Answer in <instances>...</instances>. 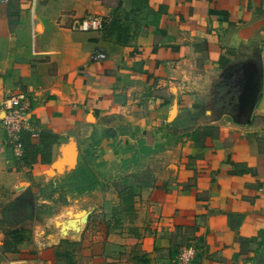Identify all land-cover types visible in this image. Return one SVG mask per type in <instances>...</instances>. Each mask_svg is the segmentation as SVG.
<instances>
[{"label": "crops", "instance_id": "obj_1", "mask_svg": "<svg viewBox=\"0 0 264 264\" xmlns=\"http://www.w3.org/2000/svg\"><path fill=\"white\" fill-rule=\"evenodd\" d=\"M19 96L55 140L26 166L0 122V264H264V0L0 3V115ZM82 159L99 184L41 219Z\"/></svg>", "mask_w": 264, "mask_h": 264}, {"label": "built area", "instance_id": "obj_2", "mask_svg": "<svg viewBox=\"0 0 264 264\" xmlns=\"http://www.w3.org/2000/svg\"><path fill=\"white\" fill-rule=\"evenodd\" d=\"M8 0H0V3H5ZM104 20L98 15H85L81 18H74L71 28L78 31H102ZM103 54L98 50L93 51V59H103ZM28 107V99L24 96L11 98L3 102L4 115L0 122L13 150L17 156L22 154V146L20 143V132L30 130V125L26 117V109ZM32 131V130H30ZM196 254V249L193 246L182 248L174 264H193Z\"/></svg>", "mask_w": 264, "mask_h": 264}, {"label": "trees", "instance_id": "obj_3", "mask_svg": "<svg viewBox=\"0 0 264 264\" xmlns=\"http://www.w3.org/2000/svg\"><path fill=\"white\" fill-rule=\"evenodd\" d=\"M53 140H55L54 136L48 133H40L38 143H33L30 133L26 130L21 131L20 143L23 149V164L26 166L36 163L48 164ZM60 182L61 185L59 186L61 188L64 187L68 193L75 194L90 193L99 184L98 177L90 168L87 159H82L78 166L64 176ZM45 188L46 190L49 189L51 193L55 191L52 184L47 185ZM45 196L48 197L49 195Z\"/></svg>", "mask_w": 264, "mask_h": 264}, {"label": "rangeland", "instance_id": "obj_4", "mask_svg": "<svg viewBox=\"0 0 264 264\" xmlns=\"http://www.w3.org/2000/svg\"><path fill=\"white\" fill-rule=\"evenodd\" d=\"M117 1L118 0H107V2L109 4H111V5L115 4ZM0 117H3V114H1ZM53 174H54V172H53ZM53 174L51 176H53ZM27 178H28L29 181L32 180V178H30V176H28ZM59 185H61V182H59V180H55V184L53 185V188H55V192L57 193V196H56L57 198L55 200H53V202H51L50 204H41L38 207L39 208L38 209V215L40 216L41 219L48 218V216L51 215L52 213L53 214H59V216L61 215L59 219H63L65 214H66L64 211L68 210V212L71 213V211L73 209H75V207L73 206V202L72 201L68 202V200L66 198V196L69 197L73 193H68L64 187L61 188ZM49 192H50V190L48 189L46 192H44V195L45 194L49 195L51 193V192L50 193ZM109 196H110V194H109ZM112 200L115 201V199H112ZM111 201L107 205L105 204V205L100 206V204H99L98 206H99L100 209H107L108 211L111 212L113 210V208L115 207V206H113L114 204H112ZM82 207L83 206H79L77 208L78 209H80V208L82 209ZM185 247H183V248H185Z\"/></svg>", "mask_w": 264, "mask_h": 264}, {"label": "water", "instance_id": "obj_5", "mask_svg": "<svg viewBox=\"0 0 264 264\" xmlns=\"http://www.w3.org/2000/svg\"><path fill=\"white\" fill-rule=\"evenodd\" d=\"M74 156L75 155H72L71 154V156L69 157V158H71V159H67L68 161H69V165H68V167H70L71 169H73L74 167H75V160H74ZM67 160H63V159H61V160H59L58 162H56V163H54L52 166L58 171V172H62V170H61V168H62V166H63V163H65V162H67ZM83 220H84V223H86V216L84 215V217H83Z\"/></svg>", "mask_w": 264, "mask_h": 264}, {"label": "bare ground", "instance_id": "obj_6", "mask_svg": "<svg viewBox=\"0 0 264 264\" xmlns=\"http://www.w3.org/2000/svg\"><path fill=\"white\" fill-rule=\"evenodd\" d=\"M49 174V173H48ZM68 229V228H67Z\"/></svg>", "mask_w": 264, "mask_h": 264}]
</instances>
